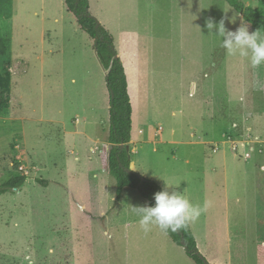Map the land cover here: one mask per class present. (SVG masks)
I'll return each mask as SVG.
<instances>
[{"label": "rangeland", "instance_id": "1", "mask_svg": "<svg viewBox=\"0 0 264 264\" xmlns=\"http://www.w3.org/2000/svg\"><path fill=\"white\" fill-rule=\"evenodd\" d=\"M9 11L0 19L10 41L0 57L10 82L0 185L20 172L28 180L0 196V264H194L158 227L141 228L132 207L148 205L137 190L116 198L107 72L64 0H12ZM89 11L126 71L130 169L194 205L209 202L191 223L207 262L264 264V145L249 160L230 150L242 129L264 141V64L227 54L206 28L224 18L235 31L241 15L224 0H91Z\"/></svg>", "mask_w": 264, "mask_h": 264}, {"label": "trees", "instance_id": "2", "mask_svg": "<svg viewBox=\"0 0 264 264\" xmlns=\"http://www.w3.org/2000/svg\"><path fill=\"white\" fill-rule=\"evenodd\" d=\"M231 8L239 13L254 32L259 31L264 36V9L245 6L241 0H224ZM12 0H0V19H8L11 14L9 8ZM66 11L72 14L79 29L84 32L92 42V48L104 71H106V89L109 95V132L107 143V169L116 182V198L122 190L131 188L137 190L148 206H154V194L163 191L154 181L147 179L130 169V149L132 130V105L128 92V82L125 68L114 44L113 36L107 31L89 11L88 0H64ZM10 50L9 39L0 34V57ZM8 74L0 75V112L5 110L8 102L2 98V90L9 88ZM28 177L20 172L11 176L0 185V196L20 189ZM173 244L181 247L187 257L194 264H209L199 253L195 237L190 225L177 232L165 233ZM264 244L258 247V257L263 259Z\"/></svg>", "mask_w": 264, "mask_h": 264}, {"label": "clouds", "instance_id": "3", "mask_svg": "<svg viewBox=\"0 0 264 264\" xmlns=\"http://www.w3.org/2000/svg\"><path fill=\"white\" fill-rule=\"evenodd\" d=\"M238 15H234L228 22L235 24ZM206 28L209 35L215 30L217 33L215 36L222 37V47L227 54L248 58L253 68L264 64V37L259 31L250 33L249 25L242 18L240 26L235 31L225 27L224 18L218 23L212 19L207 20ZM168 188L166 185L165 190L154 194V206L132 207V211L139 216V224L145 233L151 231L154 226L164 233L185 229L209 207L208 201H205L203 206L194 205L181 192L175 190L170 192ZM49 251L51 252V249Z\"/></svg>", "mask_w": 264, "mask_h": 264}, {"label": "built area", "instance_id": "4", "mask_svg": "<svg viewBox=\"0 0 264 264\" xmlns=\"http://www.w3.org/2000/svg\"><path fill=\"white\" fill-rule=\"evenodd\" d=\"M233 127L238 128V125L234 124ZM251 132L252 130L249 128L246 129V132H244L242 129L239 139L231 140V149L235 153L238 152L239 148H241L243 153L240 155L242 156L240 158L244 160H249L255 152H261L262 145H264V141H260L257 137L253 136ZM237 143L240 144V147L237 145ZM216 149L217 147L213 148L214 151ZM235 155L238 156L236 153Z\"/></svg>", "mask_w": 264, "mask_h": 264}, {"label": "crops", "instance_id": "5", "mask_svg": "<svg viewBox=\"0 0 264 264\" xmlns=\"http://www.w3.org/2000/svg\"><path fill=\"white\" fill-rule=\"evenodd\" d=\"M89 1V3H90V1L91 0H88ZM92 15V14H91ZM104 27V26H103ZM110 33V32H109ZM115 44V43H114ZM118 53V52H117ZM125 73H126V71H125ZM245 125V123L242 125V126H244ZM96 141H101V140H99V138L97 137L96 139H95V142ZM104 143V142H103ZM132 143V140L130 141V143H129V146H130V144ZM170 143H173V144H175L176 142H170ZM108 144V143H107ZM224 144V143H223ZM109 145V144H108ZM230 150L233 152V150L231 149V146H230ZM219 152V147H217V149L214 151V150H212V153L213 154H217ZM263 152V150H261V152L260 153H262ZM259 153V154H260ZM223 155H225L226 156V153H223ZM233 156L234 157H237L236 155H235V153L233 152ZM253 156V155H252ZM107 162V161H106ZM130 168L132 169V170H135V168H134V163L131 161L130 162ZM206 168L209 170V172H211L212 174L214 173V172H216V168H215V166H213V165H211L210 164V167H209V165H208V163H207V161H206ZM211 170V171H210ZM148 179V178H147ZM153 181V180H152ZM155 182V181H154ZM159 185V184H158ZM160 186V185H159ZM161 187V186H160ZM162 188V187H161ZM162 190H163V188H162ZM190 228H191V231H192V233H193V235H194V230H193V226H192V224H190ZM165 234V233H164ZM166 235V234H165ZM167 236V235H166ZM168 237V236H167ZM194 237H195V241H196V244H197V249H199V251L204 255V256H206V254H204L202 251H201V249H200V247H199V245H198V242H197V239H196V236L194 235ZM169 238V237H168ZM170 239V238H169ZM172 242V241H171ZM173 243V242H172ZM207 257V256H206ZM207 260H208V262L209 263H211V264H220L217 260H210V259H208L207 258Z\"/></svg>", "mask_w": 264, "mask_h": 264}]
</instances>
